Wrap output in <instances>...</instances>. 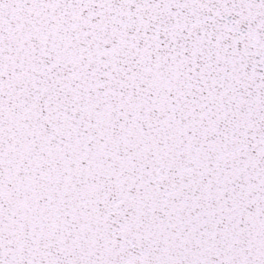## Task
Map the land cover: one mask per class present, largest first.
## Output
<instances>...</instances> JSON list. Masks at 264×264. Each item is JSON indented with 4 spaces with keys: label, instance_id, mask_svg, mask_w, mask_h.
Wrapping results in <instances>:
<instances>
[{
    "label": "snow or ice",
    "instance_id": "snow-or-ice-1",
    "mask_svg": "<svg viewBox=\"0 0 264 264\" xmlns=\"http://www.w3.org/2000/svg\"><path fill=\"white\" fill-rule=\"evenodd\" d=\"M0 264H264V0H0Z\"/></svg>",
    "mask_w": 264,
    "mask_h": 264
}]
</instances>
